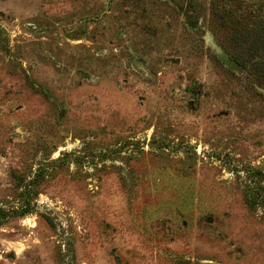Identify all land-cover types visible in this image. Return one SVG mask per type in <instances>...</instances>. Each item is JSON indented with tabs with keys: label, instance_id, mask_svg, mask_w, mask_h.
Wrapping results in <instances>:
<instances>
[{
	"label": "rangeland",
	"instance_id": "1",
	"mask_svg": "<svg viewBox=\"0 0 264 264\" xmlns=\"http://www.w3.org/2000/svg\"><path fill=\"white\" fill-rule=\"evenodd\" d=\"M258 21L0 0V264H264V69L230 57Z\"/></svg>",
	"mask_w": 264,
	"mask_h": 264
},
{
	"label": "trees",
	"instance_id": "2",
	"mask_svg": "<svg viewBox=\"0 0 264 264\" xmlns=\"http://www.w3.org/2000/svg\"><path fill=\"white\" fill-rule=\"evenodd\" d=\"M212 11L213 14L222 21H227L229 15H221L214 8ZM187 19L189 24L192 25L191 22L193 19L190 15L187 16ZM242 32L243 33L240 34L242 37L241 39L243 42H248L249 52L243 58H237L232 55H230V57L243 69L248 68V65H250L253 67V70L262 72L264 69V21H258V26H245Z\"/></svg>",
	"mask_w": 264,
	"mask_h": 264
},
{
	"label": "water",
	"instance_id": "3",
	"mask_svg": "<svg viewBox=\"0 0 264 264\" xmlns=\"http://www.w3.org/2000/svg\"><path fill=\"white\" fill-rule=\"evenodd\" d=\"M220 49V48H219ZM221 50V49H220ZM224 53V52H223ZM225 54V53H224ZM226 55V54H225Z\"/></svg>",
	"mask_w": 264,
	"mask_h": 264
},
{
	"label": "bare ground",
	"instance_id": "4",
	"mask_svg": "<svg viewBox=\"0 0 264 264\" xmlns=\"http://www.w3.org/2000/svg\"><path fill=\"white\" fill-rule=\"evenodd\" d=\"M224 58V57H223Z\"/></svg>",
	"mask_w": 264,
	"mask_h": 264
}]
</instances>
